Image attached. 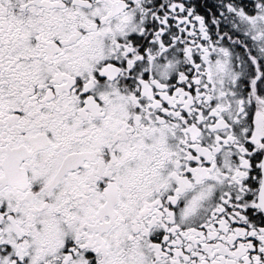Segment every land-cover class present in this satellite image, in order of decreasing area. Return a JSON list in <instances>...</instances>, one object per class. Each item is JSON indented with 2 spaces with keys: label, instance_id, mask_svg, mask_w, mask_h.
Segmentation results:
<instances>
[{
  "label": "snow or ice",
  "instance_id": "snow-or-ice-1",
  "mask_svg": "<svg viewBox=\"0 0 264 264\" xmlns=\"http://www.w3.org/2000/svg\"><path fill=\"white\" fill-rule=\"evenodd\" d=\"M0 264H264V0H0Z\"/></svg>",
  "mask_w": 264,
  "mask_h": 264
}]
</instances>
